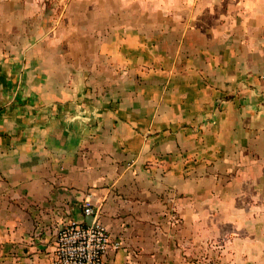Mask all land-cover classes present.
Instances as JSON below:
<instances>
[{
    "label": "crops",
    "instance_id": "obj_1",
    "mask_svg": "<svg viewBox=\"0 0 264 264\" xmlns=\"http://www.w3.org/2000/svg\"><path fill=\"white\" fill-rule=\"evenodd\" d=\"M54 1L0 0V264L87 200L105 264H264V0Z\"/></svg>",
    "mask_w": 264,
    "mask_h": 264
},
{
    "label": "built area",
    "instance_id": "obj_2",
    "mask_svg": "<svg viewBox=\"0 0 264 264\" xmlns=\"http://www.w3.org/2000/svg\"><path fill=\"white\" fill-rule=\"evenodd\" d=\"M84 213L94 215L91 223L73 220L58 231L54 264H105L107 253L122 247V242L113 238L99 220L89 200L85 203ZM172 218L179 220L176 212L172 213Z\"/></svg>",
    "mask_w": 264,
    "mask_h": 264
},
{
    "label": "rangeland",
    "instance_id": "obj_3",
    "mask_svg": "<svg viewBox=\"0 0 264 264\" xmlns=\"http://www.w3.org/2000/svg\"><path fill=\"white\" fill-rule=\"evenodd\" d=\"M68 2L69 1H67V0H55L53 2L52 8L53 9L55 8V10L57 12H59V14L64 15L67 12V10H68ZM49 4H51V3L49 2ZM113 5L114 6L111 7L112 6V3L111 2L110 3L109 2L107 3L105 1L98 0L97 2H91V9H96L97 8L98 11L105 12L103 8L106 7L108 9H110L109 11L113 10V13L116 15L117 11L120 10L122 3H121V1H117V2L113 3ZM132 5L136 6V3L135 4H131V6ZM74 7H75V10L78 11V12H80V13L86 11L83 3H76ZM77 16H83L84 17L83 14H78ZM120 19H121V17L120 18L117 17V19H115L114 22L115 23H118V24H122V23H120L121 22ZM134 20H136V19L135 18H132V17L130 18V21L131 22H133ZM76 22H78V21L76 20ZM173 212H176L177 213V210H175V208L171 209V215H172ZM174 217H177V216L174 215Z\"/></svg>",
    "mask_w": 264,
    "mask_h": 264
}]
</instances>
